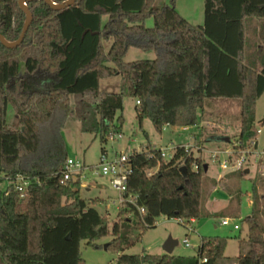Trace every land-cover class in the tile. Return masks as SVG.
Masks as SVG:
<instances>
[{"label":"trees","instance_id":"16d2710c","mask_svg":"<svg viewBox=\"0 0 264 264\" xmlns=\"http://www.w3.org/2000/svg\"><path fill=\"white\" fill-rule=\"evenodd\" d=\"M18 2L0 0V34L11 42L19 39L26 21ZM155 3L76 0L56 10L43 0L32 1L33 19L23 42L8 48L0 41V182L11 181L0 191V264H84L81 242L97 246L110 233L116 264H264V212L255 201L235 258L226 256L228 239L221 236L202 237L193 256L125 253L135 242L127 235L134 220L140 240L161 216L190 223L202 215L208 164L189 147L177 146L171 158L158 148L129 154L127 196L136 199L121 205L110 231L108 216L82 196L81 174L63 181L68 156L62 138L54 141L52 130L50 142L44 141L56 117L66 121L75 113L84 132L107 142L120 134L128 96L137 101L140 124L149 118L159 133L165 126L199 124L213 100L237 99V142L248 146L257 137L264 58L258 69L248 53V32L250 20L264 19V0H205L199 25L182 16L174 2ZM131 47L156 51L157 57L127 62ZM114 76L121 78L120 90H103L101 80ZM10 107L18 126L8 122ZM18 176L31 182L24 197L15 189Z\"/></svg>","mask_w":264,"mask_h":264},{"label":"rangeland","instance_id":"374dc122","mask_svg":"<svg viewBox=\"0 0 264 264\" xmlns=\"http://www.w3.org/2000/svg\"><path fill=\"white\" fill-rule=\"evenodd\" d=\"M173 2L177 11L189 22L194 25L203 23L205 0H156L155 6L161 7L165 3L172 4ZM147 25L152 26L153 20H148ZM262 25L263 27L260 26L258 32L261 36L260 40H250L249 50L252 46L255 47V50L250 51L249 55H253L255 61H261V58H264V24ZM257 29L252 30V33H257ZM105 45L109 49L111 42H107ZM156 57V51L147 52L131 47L125 60L132 62L141 59H155ZM120 87L121 78L119 76L101 80L103 90L119 91ZM214 101L204 108L203 118L199 124L178 127L165 126L161 133L156 131L149 118L144 119L140 124L137 119V101L130 96L126 97L124 101L122 112L124 121L119 131L120 134L114 133V137H109L105 143L94 134L84 132L81 121L75 113L66 121L56 117L53 121L54 125H51L46 131L45 143L50 142L49 133L54 130L56 133L53 137L54 141L56 138H62L68 158L75 159L85 165V177L81 178L82 196L102 214L108 216L111 225L110 231L113 222L117 220L116 215L121 206L117 202L120 196L119 192L101 173H95L98 171L97 166L101 163L103 148L107 151V159L114 160L123 154H131L134 151L158 148L172 152L177 146L184 145L192 149L196 157H201L204 163L209 164V171H204L203 174L202 215L190 224L194 227V231H190L188 225L179 223L177 219L161 216L157 220L156 226L145 230L140 240H137L141 230L134 220L127 235L130 241L135 242L126 249L125 253L165 254L164 244L171 236L178 241L172 254L193 256L197 252L202 237L221 236L228 239L226 256L235 258L240 254V239L246 238L248 234V226L244 219L254 212L255 207L264 212V155H261V152L264 153V125L260 123L264 118V93L257 101L256 106V124L258 129H262V133L257 134V137L253 139L256 141V146L252 145V142L248 146H241V143L237 142L240 132V101L232 98ZM229 102L232 104L227 105ZM7 118L9 123L18 126L12 107L8 110ZM115 124L119 126L117 121ZM227 135L230 142L223 140ZM218 151L223 153L229 151L232 155L231 167L223 169L218 161L219 157L214 160L212 155ZM246 151L251 153L247 155L242 169L234 168L233 165L237 163V159ZM227 155L221 154L220 159L223 161ZM254 161L257 162L254 163ZM247 169L250 170L249 173H246ZM9 184L8 180L0 182V191H4ZM254 201L256 202L255 207L253 206ZM262 216L264 220V215ZM223 218H229L231 224L222 225ZM236 224L240 226V229H235ZM126 230V228H122V232L125 233ZM186 238L189 239L190 246L184 243ZM112 241L111 233L97 240L95 242L97 246H89L87 241H82L80 250L84 264H116L118 253L109 245Z\"/></svg>","mask_w":264,"mask_h":264},{"label":"built area","instance_id":"2783aa9c","mask_svg":"<svg viewBox=\"0 0 264 264\" xmlns=\"http://www.w3.org/2000/svg\"><path fill=\"white\" fill-rule=\"evenodd\" d=\"M139 103V102H138ZM257 133L260 134L262 133V129H258ZM120 136V135H119ZM114 136L112 135L111 138H113ZM252 145L256 146V141H252ZM177 148V147H176ZM176 148L171 152L167 151L166 149H161L162 152V156L164 158H171L173 156V154L176 151ZM250 151H246L243 152V154L237 159V163L235 165H233L234 168L237 169H242V166L244 165V163L246 162V158L247 155L250 154ZM221 154H228L226 158L223 159V161L220 159V155ZM261 155L263 156L264 153L261 152ZM214 157V160H217V158L219 157L218 161L220 162V165L223 169H228L229 167H231V154L229 153V151H225L224 153L221 152H216L212 155ZM129 160V154H123L121 155L120 158L118 159H114V160H108L107 159V152L102 153V157H101V163L99 166H97V170L95 173H101L102 176H104L105 178H107L111 184V186L119 192V199H118V203L119 206H121L125 201H129L132 203H135V199L136 197L133 196L132 194H129L127 196V191H128V179H129V175L131 173L130 167L127 164ZM85 165H83L81 162L76 161L75 159L72 158H68L64 169H63V181H68L71 179H76L78 177L79 174H81V178L85 177ZM2 175L0 174V181H1ZM9 181V180H8ZM11 184V181H9ZM30 179L24 176H18L15 180V189L20 193V197H24L27 188L30 186ZM9 184V185H10ZM8 185V186H9ZM7 186V187H8ZM6 187V189H7ZM5 189V190H6ZM140 212L143 213L144 210L142 208H139ZM179 223L184 224V225H188L190 227V231H194V227L192 225H190L191 223H193L194 220H192L190 223L185 222L183 219H177ZM221 224L222 225H230L231 224V220L229 218H223L221 220ZM235 229H239L240 226L238 224H236ZM184 243L187 246H190L189 243V239L186 238L184 240Z\"/></svg>","mask_w":264,"mask_h":264},{"label":"water","instance_id":"95a60500","mask_svg":"<svg viewBox=\"0 0 264 264\" xmlns=\"http://www.w3.org/2000/svg\"><path fill=\"white\" fill-rule=\"evenodd\" d=\"M32 1H41V0H19V7L21 8V10L26 14V21H25V25L23 28V31L19 37L18 40L16 41H8L2 34H0V41L3 45H5L8 48H15L18 45H20L25 37V34L27 32L28 27L30 26L32 19H33V15L32 12L30 11L29 7H28V3L32 2ZM46 3H48L53 9L56 10H61L64 9L72 4L75 3L76 0H67L64 3H56L53 0H43ZM226 142H230V138L229 137H224L223 139ZM208 166H205V171L207 170ZM181 173L183 174L184 177L187 176V167L183 166L180 168ZM246 173H248V170H246ZM70 234L68 235V239H70ZM178 245V241L173 239L171 236L169 237V239L165 242L164 244V249L166 251V254H172L174 251V248Z\"/></svg>","mask_w":264,"mask_h":264},{"label":"crops","instance_id":"0c3cea01","mask_svg":"<svg viewBox=\"0 0 264 264\" xmlns=\"http://www.w3.org/2000/svg\"><path fill=\"white\" fill-rule=\"evenodd\" d=\"M253 20V21H252ZM252 20H250V26H251V33H250V30H249V34H250V36H249V38L251 39V41H258V40H260V38H261V36L258 34V32H259V30H260V26H263L262 24H264V20L262 21V20H259L258 18H254V19H252ZM255 28H258L257 29V33H252V30H255ZM248 34V35H249ZM255 50V47L254 46H252L251 47V50H249L248 49V53H250V51H254ZM251 54V53H250ZM251 60L253 61V62H255L256 63V65H257V68L258 69H261V63H260V61H255V58H253V55H251ZM216 100H218V99H216ZM215 100V101H216ZM214 101V100H213ZM213 101H211V102H213ZM214 101V102H215ZM232 103L231 102H229V103H227V105H231ZM207 107V106H206ZM221 127V126H220ZM224 127V126H223ZM227 129H229V127L227 126ZM223 130V129H222ZM223 136V135H222ZM226 137H229L228 135L226 136ZM219 149H221L220 147H219ZM257 161H254V163H256ZM208 164V163H207ZM208 166V168H207V172L209 171V164L207 165ZM248 170V173L250 172V170L249 169H247ZM222 179V178H221ZM196 220H194L193 221V223L195 222ZM240 229V228H239Z\"/></svg>","mask_w":264,"mask_h":264}]
</instances>
